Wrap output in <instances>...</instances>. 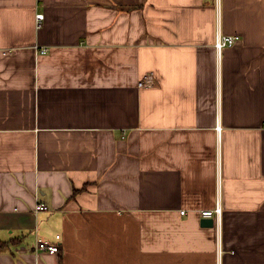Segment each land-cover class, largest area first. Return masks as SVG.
<instances>
[{
    "label": "crops",
    "instance_id": "crops-1",
    "mask_svg": "<svg viewBox=\"0 0 264 264\" xmlns=\"http://www.w3.org/2000/svg\"><path fill=\"white\" fill-rule=\"evenodd\" d=\"M218 31L239 38L220 55ZM0 244L264 264V0H0Z\"/></svg>",
    "mask_w": 264,
    "mask_h": 264
},
{
    "label": "built area",
    "instance_id": "built-area-1",
    "mask_svg": "<svg viewBox=\"0 0 264 264\" xmlns=\"http://www.w3.org/2000/svg\"><path fill=\"white\" fill-rule=\"evenodd\" d=\"M44 20V14H38L36 16V21L38 25L42 23ZM239 40L237 36H232V35H225L218 31V34L216 36V43L215 47L219 53V55L223 52L224 49L231 47L236 44V42ZM48 51L47 48L41 49V53L44 54ZM155 80L153 79L152 75H148L147 77L144 78L143 81L139 83L140 88H146L150 87L154 84ZM48 211V207L40 203L36 206V212H44ZM183 214L185 212H182ZM222 214V209L217 207L215 210H207L202 212V217L204 218H213V217H220ZM61 236H57V240H60ZM35 250L37 252H48L50 254H58L60 251V244L58 242L53 243L51 241L43 240V239H38L37 243L35 245Z\"/></svg>",
    "mask_w": 264,
    "mask_h": 264
},
{
    "label": "water",
    "instance_id": "water-1",
    "mask_svg": "<svg viewBox=\"0 0 264 264\" xmlns=\"http://www.w3.org/2000/svg\"><path fill=\"white\" fill-rule=\"evenodd\" d=\"M202 223L204 225H207V226H214V219H212V218L203 219V222Z\"/></svg>",
    "mask_w": 264,
    "mask_h": 264
},
{
    "label": "trees",
    "instance_id": "trees-1",
    "mask_svg": "<svg viewBox=\"0 0 264 264\" xmlns=\"http://www.w3.org/2000/svg\"><path fill=\"white\" fill-rule=\"evenodd\" d=\"M4 247V244H0V250Z\"/></svg>",
    "mask_w": 264,
    "mask_h": 264
}]
</instances>
